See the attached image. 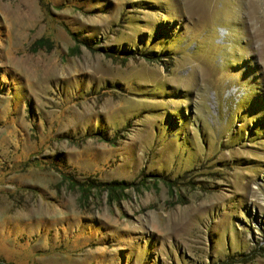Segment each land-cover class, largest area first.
I'll return each mask as SVG.
<instances>
[{
  "label": "rangeland",
  "instance_id": "obj_1",
  "mask_svg": "<svg viewBox=\"0 0 264 264\" xmlns=\"http://www.w3.org/2000/svg\"><path fill=\"white\" fill-rule=\"evenodd\" d=\"M0 264H264V0H0Z\"/></svg>",
  "mask_w": 264,
  "mask_h": 264
},
{
  "label": "trees",
  "instance_id": "obj_2",
  "mask_svg": "<svg viewBox=\"0 0 264 264\" xmlns=\"http://www.w3.org/2000/svg\"><path fill=\"white\" fill-rule=\"evenodd\" d=\"M156 178H158V176ZM163 179L162 180L165 182V184L168 185L169 188H171L172 187L171 183H173L174 180H168L166 178H163ZM76 183L78 184L77 181H76ZM100 183L105 185L106 189L111 194V193H115L116 189H122L128 182H126L124 179H118V180L117 179H112V180H109V181H100ZM92 184H93V182H91V183L84 182L83 184H81V185L78 184V185L80 186L81 192L83 193V191L85 192L86 190H88L89 187L92 186ZM178 196L179 197H178L177 200L182 201L181 195L179 194Z\"/></svg>",
  "mask_w": 264,
  "mask_h": 264
}]
</instances>
